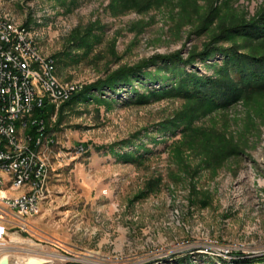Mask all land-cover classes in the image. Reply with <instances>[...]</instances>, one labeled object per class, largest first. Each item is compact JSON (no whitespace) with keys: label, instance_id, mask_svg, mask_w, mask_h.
<instances>
[{"label":"rangeland","instance_id":"obj_1","mask_svg":"<svg viewBox=\"0 0 264 264\" xmlns=\"http://www.w3.org/2000/svg\"><path fill=\"white\" fill-rule=\"evenodd\" d=\"M226 1L0 0V13L30 31L39 53L55 60L60 81L81 90L159 54L188 58L201 51L220 23L214 31L200 29L210 4ZM227 7L251 20L264 0H230ZM223 59H199L187 70L212 76ZM129 91L49 103L55 110L47 132L54 139L47 199L24 220L26 231L12 229L14 262L259 264L264 98L200 113L192 121L196 132L184 137L182 128L163 126L185 108L183 99L152 96L138 104ZM230 146L240 154L224 156ZM132 151L139 158L128 161Z\"/></svg>","mask_w":264,"mask_h":264},{"label":"trees","instance_id":"obj_2","mask_svg":"<svg viewBox=\"0 0 264 264\" xmlns=\"http://www.w3.org/2000/svg\"><path fill=\"white\" fill-rule=\"evenodd\" d=\"M228 1L230 0L221 7L210 4L202 22L204 26L200 29L214 31L210 28L212 24L218 19L220 23L216 24L211 40L201 51L191 52L188 58H184L180 51L159 54L137 65L120 67L106 77L83 87L65 103L103 99L106 93L118 94L124 86H129V93L133 94L130 101L138 104L148 103L152 96L180 97L185 102V108L174 119L163 122V126L171 131L182 128L185 137L196 132L192 121L200 113L225 111L234 102L242 99L249 102L264 98V7L256 17L248 20L237 13L236 9L228 8ZM201 15L202 13H198V18H202ZM217 54H222L224 59L222 65L216 67L214 75H201L198 71L187 70L197 60L206 61ZM152 67H155V72L150 71ZM151 84L155 87H150ZM156 84L159 86L156 87ZM54 110L55 107L46 102L44 107L38 108L34 113L35 118L44 121L47 132ZM30 133L37 136L36 127L30 129ZM189 144L190 147L196 146L191 142ZM81 147L88 149L84 144ZM111 149H115V146H111ZM223 151V155L228 156L240 154L241 150L230 146ZM138 158L139 155L133 151L125 154L128 161ZM258 261L259 264H264V259ZM253 262L248 260L243 263Z\"/></svg>","mask_w":264,"mask_h":264},{"label":"built area","instance_id":"obj_3","mask_svg":"<svg viewBox=\"0 0 264 264\" xmlns=\"http://www.w3.org/2000/svg\"><path fill=\"white\" fill-rule=\"evenodd\" d=\"M23 27H12L0 20V166L12 170L14 188L27 186L23 200L5 198V190L0 191V264L5 258L9 259V264L30 262L31 257L14 262L13 255L8 251L14 243L11 231L16 227L21 231L27 230L24 220L39 212L36 196H44L47 188L43 172L52 171L47 152L54 139L41 137V130L46 126L43 120L34 117L35 111L44 107V99L30 68L22 65V60H17L14 55V47H21L27 55L33 56L41 69L48 71V78L53 58L37 57L35 48L23 41ZM49 87L58 94V103L65 102L73 92L80 90V87L55 86L52 82ZM5 114H12V121H5ZM12 124H21V141L12 140ZM33 127H36L37 136L30 133ZM15 155L23 156L22 164H14ZM0 184L3 181L0 180ZM59 257L71 260L62 255Z\"/></svg>","mask_w":264,"mask_h":264},{"label":"bare ground","instance_id":"obj_4","mask_svg":"<svg viewBox=\"0 0 264 264\" xmlns=\"http://www.w3.org/2000/svg\"><path fill=\"white\" fill-rule=\"evenodd\" d=\"M0 20L9 23L12 27H22L18 25L9 15L0 13ZM23 41H26L28 46L35 48L37 57L40 59H51L43 57L37 48V44L33 37L31 36L30 31L23 27ZM14 55L17 57V60H22V65L26 68H30V73L36 78V86H39V90L41 91V97L44 99V103H58V94H55L54 90L50 89L49 85L55 86H66V87H79L75 83L63 82L58 79L56 75V62L53 59L51 66L49 67V76L48 71H43L40 67V64L33 59V56L27 55V51L21 47H14ZM78 92V91H77ZM77 92H73L70 97L66 98L65 101H68L74 94ZM5 121H12V114H5ZM45 125V123H44ZM42 138H49L47 134L46 128L41 130ZM12 140L21 141V124H12ZM54 144V140H53ZM51 156V155H50ZM23 156L15 155L14 156V164H22ZM1 165V158H0ZM49 166L52 167V164L49 160ZM49 172H43V179H45V186L49 181ZM0 180L3 181V184H0V191L5 190V198H12L15 200H23L26 198L27 186H19L18 188H14V174L12 170L7 167L0 166ZM47 199L46 188L44 192V196H36V209H40L41 203ZM15 239V238H14ZM13 239V240H14ZM47 259L45 258H35L32 257L30 262L24 264H43L46 263Z\"/></svg>","mask_w":264,"mask_h":264},{"label":"water","instance_id":"obj_5","mask_svg":"<svg viewBox=\"0 0 264 264\" xmlns=\"http://www.w3.org/2000/svg\"><path fill=\"white\" fill-rule=\"evenodd\" d=\"M1 264H9V259L8 258H5Z\"/></svg>","mask_w":264,"mask_h":264}]
</instances>
